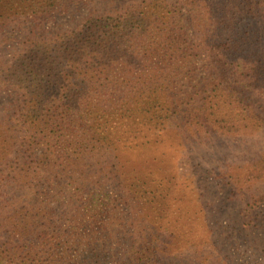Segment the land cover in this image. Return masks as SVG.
Listing matches in <instances>:
<instances>
[{"label":"trees","instance_id":"1","mask_svg":"<svg viewBox=\"0 0 264 264\" xmlns=\"http://www.w3.org/2000/svg\"><path fill=\"white\" fill-rule=\"evenodd\" d=\"M98 1L0 0V31L33 22L0 68L19 99L0 117V264H207L202 205L157 144L264 127V0H107L38 36ZM233 184L241 228L260 229L264 153Z\"/></svg>","mask_w":264,"mask_h":264},{"label":"rangeland","instance_id":"2","mask_svg":"<svg viewBox=\"0 0 264 264\" xmlns=\"http://www.w3.org/2000/svg\"><path fill=\"white\" fill-rule=\"evenodd\" d=\"M122 1L113 0L111 4L119 5ZM106 5L107 0L75 4L67 14L45 21V30L38 36L77 26L94 7ZM32 26V21L22 20L0 31V68L9 67L15 55L28 45ZM253 96L264 109V96ZM18 104V89L0 78V117L11 114L6 110ZM162 138L157 144L158 152L171 156L179 183L190 193L195 206L202 205L204 216L195 226L196 248L208 256L207 264H213L217 258L221 264H256L258 253L264 251V226L251 231L241 228L243 209L250 197L235 191L233 175L264 153V127L237 135H215L181 146Z\"/></svg>","mask_w":264,"mask_h":264}]
</instances>
